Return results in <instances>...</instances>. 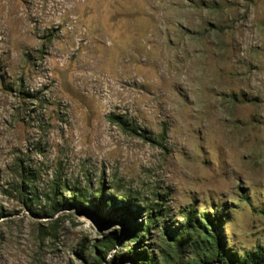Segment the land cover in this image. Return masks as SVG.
<instances>
[{"label": "rangeland", "instance_id": "obj_1", "mask_svg": "<svg viewBox=\"0 0 264 264\" xmlns=\"http://www.w3.org/2000/svg\"><path fill=\"white\" fill-rule=\"evenodd\" d=\"M192 212L264 248V0H0V264H135L148 213L199 264Z\"/></svg>", "mask_w": 264, "mask_h": 264}, {"label": "trees", "instance_id": "obj_2", "mask_svg": "<svg viewBox=\"0 0 264 264\" xmlns=\"http://www.w3.org/2000/svg\"><path fill=\"white\" fill-rule=\"evenodd\" d=\"M69 198L68 201L63 200V205H60V208H69L77 200L75 198ZM56 208H54L55 210ZM55 211H58L57 209ZM160 216L152 213H148V217L145 219V225L141 224L135 231L129 233L131 237V243L136 244V248H131L128 252L130 259H133L135 264H155L154 261H150L147 256L142 252L138 251L137 248L141 244L139 241L141 238L144 239L146 234H150L151 228L155 227ZM187 223L183 228V231L179 234L178 238L174 241L177 244V247L180 251H183L185 248V243L194 240L196 246L199 249L198 262L199 264H264V248H258L253 252L247 253L242 257H235L233 254L228 251L226 248V240L221 232L219 227V222L221 218L216 216L211 218L210 215H205L201 220H197L194 213H189L187 217ZM204 222L206 224H204ZM141 229H145L142 231ZM144 235H141V234ZM141 237V238H140ZM117 238L110 240H104L98 243L95 247L96 253L98 256L104 257L106 259V250H109L110 247H115ZM134 257H133V256Z\"/></svg>", "mask_w": 264, "mask_h": 264}]
</instances>
